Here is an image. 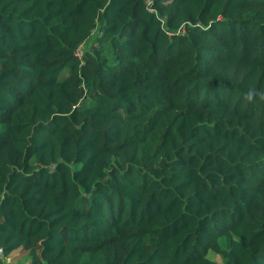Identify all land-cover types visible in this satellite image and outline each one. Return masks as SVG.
<instances>
[{
  "label": "trees",
  "instance_id": "16d2710c",
  "mask_svg": "<svg viewBox=\"0 0 264 264\" xmlns=\"http://www.w3.org/2000/svg\"><path fill=\"white\" fill-rule=\"evenodd\" d=\"M153 1L0 0L3 256L264 264V0Z\"/></svg>",
  "mask_w": 264,
  "mask_h": 264
},
{
  "label": "rangeland",
  "instance_id": "374dc122",
  "mask_svg": "<svg viewBox=\"0 0 264 264\" xmlns=\"http://www.w3.org/2000/svg\"><path fill=\"white\" fill-rule=\"evenodd\" d=\"M90 44H91V41L86 43V44H84V45H82V46H80L81 52H83L84 50L89 49V45ZM24 253L25 252L23 250L19 251L18 252V256L16 258L11 259V261H14V260H17V259H20V262H23L24 260L28 261L29 258L27 256V254L22 256ZM207 256L212 261H215V262H218V263H224V259L221 256L217 255L216 253H213V252L210 251V252H208Z\"/></svg>",
  "mask_w": 264,
  "mask_h": 264
},
{
  "label": "crops",
  "instance_id": "0c3cea01",
  "mask_svg": "<svg viewBox=\"0 0 264 264\" xmlns=\"http://www.w3.org/2000/svg\"><path fill=\"white\" fill-rule=\"evenodd\" d=\"M19 251H21V250L18 249L6 257L0 255V264H29L30 260H28V261L24 260L23 262H20V259H17V260L11 261V259L16 258L18 256ZM24 255H26V254L24 253L22 256H24Z\"/></svg>",
  "mask_w": 264,
  "mask_h": 264
},
{
  "label": "built area",
  "instance_id": "2783aa9c",
  "mask_svg": "<svg viewBox=\"0 0 264 264\" xmlns=\"http://www.w3.org/2000/svg\"><path fill=\"white\" fill-rule=\"evenodd\" d=\"M145 5H146V10L150 13H156L155 9H154V1L153 0H145ZM75 55L77 57H81L82 52L80 50V47L77 49ZM0 255L3 256V251L0 249Z\"/></svg>",
  "mask_w": 264,
  "mask_h": 264
}]
</instances>
